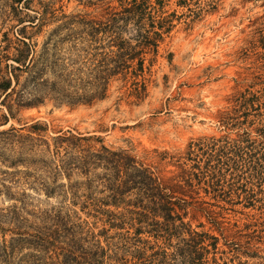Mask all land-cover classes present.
<instances>
[{"label": "trees", "instance_id": "obj_1", "mask_svg": "<svg viewBox=\"0 0 264 264\" xmlns=\"http://www.w3.org/2000/svg\"><path fill=\"white\" fill-rule=\"evenodd\" d=\"M150 2L119 0V10L99 18L62 16L60 26L40 46L31 41L35 35L27 37L25 27L18 30L15 45L3 48L8 51L11 47V58L0 56V105L7 111L5 120L46 102L90 106L107 98L115 79L136 85L139 74L144 73L145 55L155 50L157 41L167 33V29L156 26L159 20ZM45 20L43 16L40 25L30 22L29 26L36 25L41 32ZM3 58L13 64L1 68ZM219 125L225 135L191 142L184 156L170 157L173 170L165 177L159 170L165 156L157 159L156 165L145 164L101 144L95 149L89 144L94 138L71 132L48 142L40 135L45 129L37 123L27 128L26 135L9 129L10 138L28 144V151L36 142L50 156L41 166L51 184L43 182L41 191L46 199L62 202L43 210L16 206L0 209L2 264H12V254L25 248L29 260L20 259V264H105L106 260L114 264H206L205 255L216 250L218 242L210 229L219 223L207 218L211 224L207 231L193 229L187 220L188 204L181 203L179 196L200 184L206 193L211 190L218 196L226 183L230 186L227 193L242 197L244 207L257 208L256 203L262 200L259 196L264 195V92L245 91L232 97L231 106L219 116ZM233 131L235 138L230 139L227 134ZM94 140L100 143L98 138ZM98 170L104 174L97 176ZM59 177L65 182L57 183ZM73 177L81 181H73ZM78 212L95 222L82 220ZM250 217L234 229L220 228L228 233L231 243L225 248L232 254H239L248 244L240 238L256 223L254 216ZM29 218L38 220V231H29ZM97 223L101 228L95 234ZM259 226L264 233V220ZM122 230L125 234L118 235V242L109 240V232L115 231L116 236ZM6 233L11 236L9 241L5 240ZM100 237L105 246H101ZM173 240L175 249L168 254ZM122 253L131 258L118 257Z\"/></svg>", "mask_w": 264, "mask_h": 264}, {"label": "rangeland", "instance_id": "obj_2", "mask_svg": "<svg viewBox=\"0 0 264 264\" xmlns=\"http://www.w3.org/2000/svg\"><path fill=\"white\" fill-rule=\"evenodd\" d=\"M150 3L159 20L156 26L167 29V33L157 41L156 49L145 55L144 73L139 74L136 85H125L115 79L107 98L90 106H56L46 102L37 108L15 112L7 121L4 118L7 111L0 105V133L6 132L0 134V209L16 206L27 211L43 210L62 202L46 199L41 191L43 182L51 184L41 166L50 156L36 142L32 151H28V144L10 138L9 129L26 135L27 128L37 123L45 129L40 135L48 142L66 132L98 138L100 143L94 139L89 143L95 149L101 144L145 164L156 165L157 159L165 156L159 162L160 176L165 177L173 170L169 166L170 157L184 156L191 142L225 135L219 116L231 106L232 97L245 91L264 92V0H151ZM112 10H119V0H30L20 4L15 0H0V56L11 58V47L23 27L27 37L35 35L31 41L40 46L60 26L62 16L80 14L99 18ZM43 16L46 20L41 23V32H37L36 25H40L39 19ZM30 22L36 25L32 28ZM9 45L8 51L3 49ZM11 64L6 58L1 60V68ZM235 134L233 131L227 135L233 139ZM95 174L102 176L104 172L98 170ZM61 179L57 183L65 182ZM72 180L81 181L77 177ZM204 187L195 186L179 198L181 203L188 204L187 220H191L193 229L207 231L211 226L207 218L219 223L218 229H210L218 242L217 249L205 255L206 264H264V233L259 226L264 220V195L259 196L262 200L253 210L244 207L242 197L229 194L230 186L226 183L222 184L219 197L211 190L206 193ZM222 205L224 208L219 209ZM198 209L202 213L196 214ZM78 216L88 223L95 222L80 212ZM250 216H254L256 223L240 238L243 244H248L239 254H232L225 248V244L231 243L228 233L220 228L234 229ZM29 220V231H38V220ZM200 223L203 228L198 227ZM96 228L95 234L101 228L100 223ZM115 233L109 232L110 239L105 240L118 242V235H124L125 231L116 236ZM10 237L6 233L5 240L9 241ZM100 241L101 246L106 245L103 237ZM175 244L173 240L172 247L167 248L168 254L175 249ZM160 245L163 246L162 242ZM111 248L113 256L115 250ZM25 254H29L26 248L15 251L11 263L20 264V259L28 261L29 256ZM122 255L125 256L122 253L118 257ZM106 261L105 264H114Z\"/></svg>", "mask_w": 264, "mask_h": 264}]
</instances>
